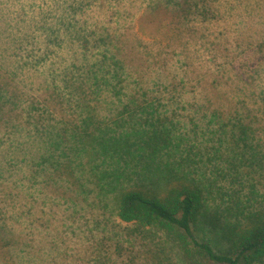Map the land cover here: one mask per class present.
Returning a JSON list of instances; mask_svg holds the SVG:
<instances>
[{"label":"rangeland","instance_id":"rangeland-1","mask_svg":"<svg viewBox=\"0 0 264 264\" xmlns=\"http://www.w3.org/2000/svg\"><path fill=\"white\" fill-rule=\"evenodd\" d=\"M204 1L207 10L197 17L187 14L186 0H0V264H182L176 243L162 231L118 220L114 193L101 202L111 214L108 220L91 212L82 201L86 196L95 205L97 188L91 175L76 173L88 194L78 182L54 175L49 164L36 180L31 176L40 166L30 169L29 159H58L49 155V137L69 125L66 119L71 117L70 111L61 114L50 105L43 110V123L35 125L39 112L32 109L37 104L32 99L43 101L52 86L60 85V72L75 71L73 64L85 67L86 58L105 48L92 47L86 38L84 46L81 35L91 39L107 33L124 61L126 89L143 86L149 91L150 111L142 115L128 117L120 110L128 98L108 92L98 109L100 124L111 127L106 136L126 132L129 142L145 141L142 148L150 158L133 150L136 155L127 157L130 175L125 184L162 189L170 179L192 181L204 191L202 211L210 215L202 217L198 238L215 250L225 249V241L209 231L205 219H222L228 193H264L258 172L248 179L235 152L243 144L231 147L225 116L243 96L256 117L257 135L264 130V0ZM53 34L59 40L48 41ZM257 45L263 59L253 74L259 97L253 101L256 93L249 87L238 91L228 69L233 70L239 58L254 59ZM120 115L125 120L116 126L113 119ZM36 126L45 129L42 137ZM71 130L61 148L74 145ZM150 147H155L153 153ZM76 158L87 160L88 155L80 152ZM104 166L115 172L117 162L107 160ZM142 173L149 175L148 182L140 180Z\"/></svg>","mask_w":264,"mask_h":264},{"label":"trees","instance_id":"trees-1","mask_svg":"<svg viewBox=\"0 0 264 264\" xmlns=\"http://www.w3.org/2000/svg\"><path fill=\"white\" fill-rule=\"evenodd\" d=\"M186 1L188 2V0ZM205 10H207V4L204 0L188 2L187 14L189 15L202 17ZM96 31L88 32L89 37ZM55 34L48 41L53 42L57 38H54ZM80 38L84 46H87V43L84 44L83 42L86 38L92 47L97 48L104 45L105 48L100 52H93L89 60L86 58L85 67L73 64L76 67L75 71L65 68L60 72L62 77L60 85L52 86L47 92V98L43 101L38 97L32 99L37 102L32 109L39 112L36 119L33 116V119L36 120L35 125L43 123V110L50 108V105L60 111L61 114L64 111H70L71 117L66 119L70 126L66 125L58 129L54 133V137H49L53 139L50 142L52 148L49 150V155H56L58 159L49 161L48 155L35 157L33 163H31L32 159H29L30 169L31 166H40L39 170L34 169L32 171L31 176L36 180L41 169L49 164L53 166L51 171L54 175H58L62 181L71 184L78 182L81 192L88 194L83 187L81 176L78 174L79 180L76 173L83 172L84 176L91 175L97 188L95 205L92 204V199L86 196L82 199L85 206L91 209V212H100L108 220L111 214L106 213L105 203L101 202L104 201L107 194L114 193V197H116L114 214L118 220L124 223L138 224L142 227L150 226L162 231L167 238L176 243L182 264L263 263L264 193L258 194V192L251 191L244 196L236 191L228 193L230 202L223 208L225 214L222 215V219L216 215L213 218L211 216V218L205 219V224L209 225V231L213 233L216 231L217 234H220V238L227 245L224 250L219 251L215 250L209 242L201 241L198 238L199 232L203 230L202 222L204 220L202 217L209 214H203L202 209H206L204 207V191L195 183L179 177L167 180L162 189L145 184H125L130 175L127 157L136 155L133 150L139 154L143 153V157L150 158L147 149L142 148V143L144 144L145 141L129 142L130 138L125 134L126 132H118L112 137L106 136L111 131V127L100 124L98 109L103 102L102 94L108 92L112 96L128 98L129 102H125L120 108V110L126 111L128 117L142 115V112L150 111L146 96L149 91L143 86L140 89L130 90L129 87L126 89V80L123 78L124 61L110 33L106 35L95 34L91 39L88 36L82 37V35ZM109 48L113 51L108 50ZM108 51L111 54H108ZM260 51L263 52L260 45H257L254 49V52L257 53H255L254 59L252 57L251 59L239 58L237 63L230 60V63H234L236 66L233 65V70L230 67L228 69L231 71L229 78L233 80L232 83L235 84L238 91L243 92L244 87H249L253 95L256 93L253 101L259 98L255 90L256 83L253 74L263 59V54H258ZM37 61L34 59L33 64ZM23 62L27 64V61ZM250 62L252 63L250 64ZM11 94L16 95L17 93L12 90ZM244 98L242 96L237 99L235 105L229 108L227 115H225L228 118L227 125L230 126L229 140H233L232 148L234 144L237 147L238 144H243L235 152L240 155L244 166L247 168L246 175L248 179L252 180L249 176L251 174L254 176V173L258 172L257 178L264 187V182H262V180L264 181V130L260 136L257 135V128L254 125L256 117L250 112L251 110L247 107ZM258 105L261 107L260 100ZM217 109L221 110L220 108ZM117 117L119 118L113 119V124L116 126L125 120L122 115ZM62 129L63 132L60 133ZM69 129H72L69 136L75 143L70 149L61 148L62 141L68 140L65 138L68 136L67 131ZM29 132L31 135L33 134V130ZM35 132L42 137L45 134V129H37L36 126ZM44 142L46 143V141ZM154 151L155 147H150V152L153 153ZM80 152H85L88 155V161L83 158L76 161ZM63 157L65 159L61 160L60 158ZM107 160L117 162V166L114 168L115 172H110L105 166L102 168ZM232 171L236 170L232 169ZM138 176L141 181L148 182V174L142 173ZM125 177H128L127 180ZM251 185L255 187V183H251ZM215 212H217L216 209ZM157 258L162 262L163 258L160 255Z\"/></svg>","mask_w":264,"mask_h":264}]
</instances>
